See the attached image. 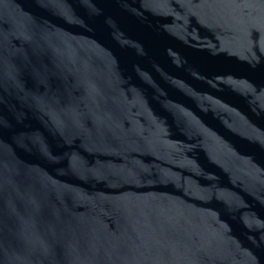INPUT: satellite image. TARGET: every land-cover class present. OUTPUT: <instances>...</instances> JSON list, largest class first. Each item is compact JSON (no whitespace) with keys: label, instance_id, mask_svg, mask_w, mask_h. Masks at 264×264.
<instances>
[{"label":"water","instance_id":"obj_1","mask_svg":"<svg viewBox=\"0 0 264 264\" xmlns=\"http://www.w3.org/2000/svg\"><path fill=\"white\" fill-rule=\"evenodd\" d=\"M0 264H264V0H0Z\"/></svg>","mask_w":264,"mask_h":264}]
</instances>
